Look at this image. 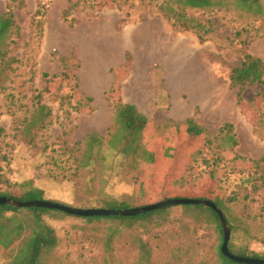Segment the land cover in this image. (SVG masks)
<instances>
[{
  "label": "rangeland",
  "instance_id": "374dc122",
  "mask_svg": "<svg viewBox=\"0 0 264 264\" xmlns=\"http://www.w3.org/2000/svg\"><path fill=\"white\" fill-rule=\"evenodd\" d=\"M38 3L0 0V15L8 7L14 17L16 28L7 48L18 61L4 73L0 91V173L9 189L32 179L48 201L79 209H103L105 196L125 200L130 209L173 197L217 198L230 209L234 223L247 224L255 237L252 250L264 256V189L254 193L246 183L248 162L264 157V88L243 89L238 103L237 89L229 82L243 53L264 62V23L233 10L189 11L210 18L216 27L200 43L191 33L175 32L149 0H71L76 7L66 20L51 9L56 3L62 12L67 0H50L44 16ZM244 26L246 32L236 38ZM240 41L249 46L241 48ZM62 58L77 78L75 84L55 77ZM83 97L93 100L91 110L79 104ZM119 102L134 103L148 120L140 139L144 150L134 155H118L106 144ZM38 106L49 111L42 128L34 123ZM186 119L204 127L206 138L188 137L181 126ZM224 124L232 126V148L223 146L218 133ZM92 133L104 140V161L77 171L76 157L83 147L75 142ZM6 189L0 186L1 192ZM245 195L249 198L244 201ZM183 214L181 208L171 210L166 227L177 233L171 245L180 243L179 235L181 245L188 246L194 233L207 247L220 243L214 225L194 232ZM42 222L60 239L43 264H99L91 260L104 251L98 230L118 227L116 221L89 225L75 217H44ZM155 231L119 226L112 246L121 260L115 264L130 262L137 250L134 237L147 240L146 233ZM18 247L20 243L9 249L0 245V264H7Z\"/></svg>",
  "mask_w": 264,
  "mask_h": 264
},
{
  "label": "trees",
  "instance_id": "16d2710c",
  "mask_svg": "<svg viewBox=\"0 0 264 264\" xmlns=\"http://www.w3.org/2000/svg\"><path fill=\"white\" fill-rule=\"evenodd\" d=\"M157 14L177 33H191L196 36L200 43L207 41L216 29L210 18H198L188 14L189 11H230L238 12L241 16H247L254 23L260 21L264 23V0H149ZM68 7L62 10V17L65 20L69 14L73 12L76 3L72 4L71 0H67ZM25 4V3H24ZM38 11L40 16L47 13V9L39 0ZM73 15L70 17L72 18ZM71 20V19H70ZM125 21V20H123ZM123 21H119V23ZM72 24V20L70 21ZM250 24V23H249ZM16 28L13 14L10 9L6 13L0 15V91L4 90L3 83L7 77L4 73L13 70L12 65L18 62L10 57L8 46L10 44V36L13 29ZM247 27H242L235 33L236 38H241L246 32ZM259 29L256 28V32ZM259 34L256 36V38ZM9 40L8 43H6ZM249 42L240 41L241 48H247ZM6 48V49H5ZM61 72L59 76H55L59 80H69L75 84L77 78L71 73L66 66V60L59 61ZM47 78L46 74H43ZM230 86L237 89L236 99L240 103L242 101V92L245 88H253L261 85L264 88V62L248 52L243 53L239 62V66L232 69L229 77ZM77 86V85H76ZM75 86V87H76ZM78 88V87H77ZM93 100L90 97H83L79 104L92 109ZM49 111L44 106H38L34 123H41V128L45 127L44 119L47 118ZM148 125L147 118L141 114L134 105L119 102L114 107V118L112 122V130H110L106 144L108 148L118 155H126L131 153L134 155L142 152L144 149L140 144V139L144 134ZM179 125V124H178ZM181 126L184 127L185 134L188 137L199 138L205 137L207 130L196 124L192 119H186ZM218 133L222 136L223 146L232 148L236 145L235 137L232 133V126L224 124ZM206 138V137H205ZM209 140H205V144H209ZM104 144V140L96 133L87 135L81 142H75V146H82L83 153L78 159L76 170H89L94 164L103 162L104 157L100 149ZM250 172L246 179V183L252 186L254 193L264 189V157L250 160L247 164ZM212 179V172L209 173ZM4 175L0 173V186H6L4 192L0 191V197L15 200L18 202L43 201L51 202L46 199L43 187L32 179L21 182L14 189H9L10 184ZM9 189V190H8ZM187 199L184 197H173L169 199ZM249 195H245L243 200H247ZM167 199V200H169ZM200 200H209L199 198ZM211 201V200H209ZM103 209L107 210H124L130 209L129 204L123 201H117L112 197L105 196L101 201ZM217 209L223 214L225 221L232 234L228 243V250L231 254L245 259L264 260V256L252 250V244L255 237L252 236L247 229V224L242 222L241 225L234 223L230 209L220 199L211 201ZM181 208L185 218L195 226L193 231L200 230L202 227L214 225L218 232L220 243L215 248L207 247L206 244L198 243L196 233L189 239V245L183 247L181 239L178 235L180 243L174 247L169 242L177 235L175 231L166 227L170 222L171 210ZM28 210V211H27ZM16 209L7 205L0 206V245L9 249L20 243V247L16 249L10 257L7 264H43L46 256L56 249L60 243V239L50 225H45L42 220L44 217L50 219H63L66 217H75L85 221L86 224H93L96 221L107 220L116 221V226L108 228L106 232H101L99 242L104 245V251L97 259L99 264H115L117 260H121L118 251L112 246L115 237L118 234L119 226L127 230H144L155 229V232H147L144 240L142 236L134 237L137 250L130 258L128 264H167L165 258L171 261V264H239L226 258L221 254L220 248L223 242L222 227L217 214L209 208L200 205H182L169 207L145 213L135 217L109 216V217H93L83 218L67 215L60 211L46 209ZM24 212V218L20 217ZM182 220L185 221L183 218ZM191 225L183 224L184 228L189 229ZM93 230V229H92ZM29 234L27 235V233ZM106 233V234H105ZM105 234V235H104ZM99 236H95L98 239ZM95 238L92 239L93 243ZM159 258L160 261L157 259ZM102 262V263H101ZM97 264V262H95Z\"/></svg>",
  "mask_w": 264,
  "mask_h": 264
},
{
  "label": "water",
  "instance_id": "95a60500",
  "mask_svg": "<svg viewBox=\"0 0 264 264\" xmlns=\"http://www.w3.org/2000/svg\"><path fill=\"white\" fill-rule=\"evenodd\" d=\"M7 205L16 209H26V208H36V209H46L60 211L67 215L83 217V218H93V217H109V216H122V217H135L143 215L145 213H150L156 210L165 209L169 207H176L182 205H200L214 211L222 227L223 232V242L220 248L221 254L226 258L232 260L239 264H264V260L257 259H245L233 255L228 250V243L230 239V230L225 221L223 214L217 209L215 204L209 200L200 199H169L162 202L154 203L151 205L143 206L134 209H124V210H105V209H79L71 208L65 205L43 202V201H33V202H18L11 199H6L0 197V206Z\"/></svg>",
  "mask_w": 264,
  "mask_h": 264
},
{
  "label": "crops",
  "instance_id": "0c3cea01",
  "mask_svg": "<svg viewBox=\"0 0 264 264\" xmlns=\"http://www.w3.org/2000/svg\"><path fill=\"white\" fill-rule=\"evenodd\" d=\"M58 3V2H57ZM66 8V7H65ZM65 8H61V9H65ZM52 11H59V13L61 14V10H60V8L58 9V4L56 5V3H54V5H53V7H52V9H51ZM51 11V12H52ZM131 104H133L134 106H136L137 107V110H138V106L137 105H135L134 103H131ZM140 111V110H139Z\"/></svg>",
  "mask_w": 264,
  "mask_h": 264
},
{
  "label": "built area",
  "instance_id": "2783aa9c",
  "mask_svg": "<svg viewBox=\"0 0 264 264\" xmlns=\"http://www.w3.org/2000/svg\"><path fill=\"white\" fill-rule=\"evenodd\" d=\"M42 5H43L46 9H48L49 6H50V0H42Z\"/></svg>",
  "mask_w": 264,
  "mask_h": 264
},
{
  "label": "bare ground",
  "instance_id": "6f19581e",
  "mask_svg": "<svg viewBox=\"0 0 264 264\" xmlns=\"http://www.w3.org/2000/svg\"><path fill=\"white\" fill-rule=\"evenodd\" d=\"M91 80V79H90Z\"/></svg>",
  "mask_w": 264,
  "mask_h": 264
}]
</instances>
